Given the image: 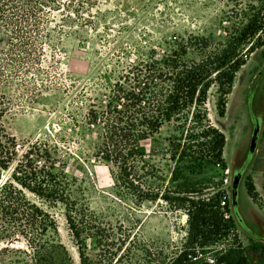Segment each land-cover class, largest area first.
<instances>
[{
	"label": "rangeland",
	"instance_id": "374dc122",
	"mask_svg": "<svg viewBox=\"0 0 264 264\" xmlns=\"http://www.w3.org/2000/svg\"><path fill=\"white\" fill-rule=\"evenodd\" d=\"M51 1L43 9L37 35L40 60L3 90L12 100L3 125L19 145L36 140L47 144L55 170H64L73 185V197L84 200L95 214L110 239L100 248L96 237L83 236L91 264H176L180 253L193 249L188 245L187 215L162 201L140 202L120 180L119 170L97 158L99 129L88 124V110L94 104L104 107L127 68L147 61L153 52H167L175 37L200 35L222 41L241 26L251 6L263 8L261 2ZM213 102L211 98L210 119L226 137V168L210 166L190 179L205 189L202 197L218 189L227 194L235 233L187 258L190 264H210L209 258L227 264L244 249L249 264H264V256L251 250L253 243L264 245V47L249 54L238 72L223 118L216 115ZM170 134L171 125H165L140 144L146 162L166 179L173 167L167 155ZM247 183L255 187V201L247 194ZM27 196L56 222V232L50 230L47 237L63 247L72 264H80L64 207ZM19 249H24L21 244L0 243V264H22L15 252Z\"/></svg>",
	"mask_w": 264,
	"mask_h": 264
},
{
	"label": "trees",
	"instance_id": "16d2710c",
	"mask_svg": "<svg viewBox=\"0 0 264 264\" xmlns=\"http://www.w3.org/2000/svg\"><path fill=\"white\" fill-rule=\"evenodd\" d=\"M258 1L263 8L251 6L241 26L222 41L200 35L175 37L167 52H153L147 61L127 68L104 107L94 104L88 110V124L99 129L97 158L119 170L120 180L140 202L162 201L187 215L188 245L193 249L180 253L176 264H190L187 257L195 258L196 250L199 253L235 233L227 194L218 189L202 197L205 189L190 177L210 166L226 168V137L210 119L209 102L214 99L216 115L223 118L238 72L249 54L264 47V0ZM50 3L0 0V243L21 244L24 249L15 252L22 256V264H72L63 247L47 237L50 230L56 232V222L28 198L30 194L47 206L64 207L79 262L91 264L83 236L96 237L100 248L110 239L95 214L84 200L73 197V185L64 170H55L47 144L36 140L19 145L3 125L12 106L3 90L40 60L37 35L43 9ZM258 34L263 36L254 41ZM190 53L195 57L189 58ZM165 125H171L167 155L173 167L168 179L146 162L140 148ZM246 190L255 201L253 184L247 183ZM251 250L264 256L261 243L251 244ZM228 253L238 256L227 264H249L244 249Z\"/></svg>",
	"mask_w": 264,
	"mask_h": 264
},
{
	"label": "built area",
	"instance_id": "2783aa9c",
	"mask_svg": "<svg viewBox=\"0 0 264 264\" xmlns=\"http://www.w3.org/2000/svg\"><path fill=\"white\" fill-rule=\"evenodd\" d=\"M223 216H224L225 219H228L229 218V216L227 214H225V213L223 214ZM207 261L210 264H215V259H213V258H209Z\"/></svg>",
	"mask_w": 264,
	"mask_h": 264
},
{
	"label": "bare ground",
	"instance_id": "6f19581e",
	"mask_svg": "<svg viewBox=\"0 0 264 264\" xmlns=\"http://www.w3.org/2000/svg\"><path fill=\"white\" fill-rule=\"evenodd\" d=\"M231 107V103L229 104V108Z\"/></svg>",
	"mask_w": 264,
	"mask_h": 264
},
{
	"label": "flooded vegetation",
	"instance_id": "af4514ba",
	"mask_svg": "<svg viewBox=\"0 0 264 264\" xmlns=\"http://www.w3.org/2000/svg\"><path fill=\"white\" fill-rule=\"evenodd\" d=\"M232 105V104H231Z\"/></svg>",
	"mask_w": 264,
	"mask_h": 264
}]
</instances>
